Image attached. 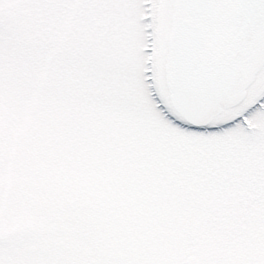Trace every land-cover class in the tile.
I'll use <instances>...</instances> for the list:
<instances>
[{
  "label": "snow or ice",
  "instance_id": "snow-or-ice-1",
  "mask_svg": "<svg viewBox=\"0 0 264 264\" xmlns=\"http://www.w3.org/2000/svg\"><path fill=\"white\" fill-rule=\"evenodd\" d=\"M0 264H264V0H0Z\"/></svg>",
  "mask_w": 264,
  "mask_h": 264
}]
</instances>
